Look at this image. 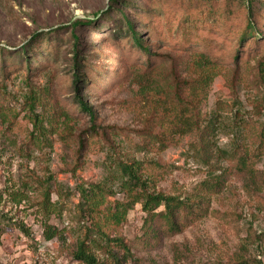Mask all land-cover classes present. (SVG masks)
Listing matches in <instances>:
<instances>
[{
  "label": "rangeland",
  "instance_id": "rangeland-1",
  "mask_svg": "<svg viewBox=\"0 0 264 264\" xmlns=\"http://www.w3.org/2000/svg\"><path fill=\"white\" fill-rule=\"evenodd\" d=\"M150 1L0 0V191L4 193L0 264H84L72 255L85 225L77 186L83 181H108L119 191L114 160L134 157L166 164L165 170L149 168L158 179V189L183 197L197 192L206 177L193 135L176 136L164 150L156 143L150 151L138 150L143 130L160 126L163 100L156 97L162 93H140L113 38L122 39V34H115L120 12L139 20V11ZM250 1L260 13L255 24L264 26V0ZM77 21L82 23L75 27ZM137 30L153 44L138 22ZM50 31L49 38L35 37ZM72 33L80 39L81 63L86 67L82 75L87 80L81 95L92 107L94 122L81 110L73 85ZM261 40L264 44V35ZM21 49H27L24 56L18 53ZM263 54L264 49L258 57ZM256 63L242 59L228 64L208 87L202 110L213 125L217 148L230 151L250 143L249 125L258 118L253 101L263 92L255 81ZM186 66L179 63L182 75L193 77ZM94 123L100 125L98 137L87 131ZM82 140L85 146L80 150ZM250 165L264 170V154L251 158ZM248 179L230 173L222 192L207 194L201 217L182 233L164 237L154 249L143 247L138 239L146 216L141 204L114 232L130 241L141 264H238L239 260L264 264V184L255 187ZM48 186L51 202L59 206L50 223L64 228L66 241L43 236L41 201Z\"/></svg>",
  "mask_w": 264,
  "mask_h": 264
},
{
  "label": "trees",
  "instance_id": "trees-1",
  "mask_svg": "<svg viewBox=\"0 0 264 264\" xmlns=\"http://www.w3.org/2000/svg\"><path fill=\"white\" fill-rule=\"evenodd\" d=\"M113 2L117 3V0ZM139 12V20H134L121 11L115 34H122V39L113 38V45L121 51L119 54L127 63L125 65L131 67L140 93L143 96L151 92L156 95L162 93L156 97L163 100L160 126L156 130H143L144 142L137 144L140 146L138 150L150 151L153 143L164 150L172 145L176 136L193 135L196 139L195 153L206 166V177L193 194L184 197L167 194L158 189V179L149 171L152 166L165 170L166 164L133 157L114 160L113 178L119 181V191L108 181H83L78 184V207L85 225L72 255L84 264H141L130 241L114 232L115 228L127 222L129 212L137 204H141L146 213L138 239L143 247L154 249L164 237L180 234L198 220L207 194L222 192L230 173L235 171L248 176V181L255 183V187L264 184V170L250 165L251 158L264 154V54L258 57L264 49L261 40L264 30L262 24L254 22L256 15H260L256 6L250 0H152ZM137 22L146 28L153 44L141 36ZM81 23L77 21L73 25L76 27ZM51 34L52 31L39 32L35 37L49 38ZM72 36L75 40L74 89L81 110L89 113L94 122L96 117L92 107L81 95L87 80L82 75L86 67L81 63L80 39L75 33ZM164 49L176 54L172 55ZM26 50H19V55L24 56ZM138 52L145 59L141 60ZM242 59L257 60L255 81L263 92L253 101L258 118L249 125L250 143H240L229 151L216 147L215 131L213 125L206 122L202 104L215 76L228 64H238ZM3 60L8 61V57ZM183 62L187 64L188 74L194 73L193 77L182 75L179 63ZM34 102L35 99H32V105ZM55 111L53 113H57ZM97 129L100 125L94 123L87 131L98 137L102 133L96 132ZM249 144L253 145V152ZM84 146L85 141L82 140L80 150ZM224 160L228 164H224ZM118 192L121 197H117ZM3 202L4 193L0 191V216ZM57 210L59 206L51 202L48 186L41 201L43 236L46 240L58 238L66 241L64 228L50 223L51 213ZM245 261L239 260L238 264H245ZM255 262L262 264L259 260Z\"/></svg>",
  "mask_w": 264,
  "mask_h": 264
}]
</instances>
